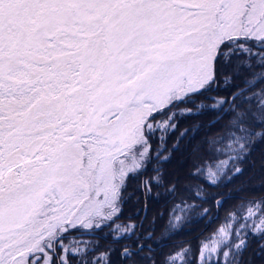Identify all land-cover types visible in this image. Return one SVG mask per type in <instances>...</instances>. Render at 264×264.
<instances>
[{"label": "snow or ice", "instance_id": "6c2138e0", "mask_svg": "<svg viewBox=\"0 0 264 264\" xmlns=\"http://www.w3.org/2000/svg\"><path fill=\"white\" fill-rule=\"evenodd\" d=\"M253 60L264 66V0H0V264L82 257L66 234L117 211L146 166L153 114ZM257 210L250 231L264 239V202H249L244 220ZM235 219L202 244L206 264L213 253L236 264L246 249ZM143 248L122 256L136 264Z\"/></svg>", "mask_w": 264, "mask_h": 264}, {"label": "trees", "instance_id": "16d2710c", "mask_svg": "<svg viewBox=\"0 0 264 264\" xmlns=\"http://www.w3.org/2000/svg\"><path fill=\"white\" fill-rule=\"evenodd\" d=\"M252 64L251 69L238 72L225 69L214 83L190 94L189 102L153 114L151 121L173 118L174 128L162 139L147 135L152 157L126 180L120 192L123 199L104 224L89 232L81 229L66 234L64 241L89 243L82 257L70 258L71 264H82V260L87 264H132L122 252L125 248L137 252L138 245L144 248L135 258L136 264H168L172 254L185 247L190 248L186 264H197L203 239L231 214L241 218L249 202H264V135H257L264 133V122L259 119L264 79L254 87L245 82L254 73H264V66L255 60ZM237 112L247 114L242 123H234ZM232 134L241 138L245 150L237 153L240 157L233 162L234 172L211 184L200 169L226 156ZM153 155H157L155 159ZM180 207L188 210L175 227L172 217ZM117 223H135L136 229L131 237L117 239L112 235ZM262 244L264 239L248 230L247 247L236 264H264Z\"/></svg>", "mask_w": 264, "mask_h": 264}, {"label": "rangeland", "instance_id": "374dc122", "mask_svg": "<svg viewBox=\"0 0 264 264\" xmlns=\"http://www.w3.org/2000/svg\"><path fill=\"white\" fill-rule=\"evenodd\" d=\"M179 111L180 110H175V113H177ZM182 111H186V110H182ZM150 122L153 124V131L150 133V135H154V136L159 135V137L161 139H162V137H164L163 135H165L166 132H169L171 129L174 128V124H173L174 120L171 117H169L167 119L163 118L162 120H159V121H151L150 120ZM237 137L238 136L235 135V134L231 135V138H230V141H229L230 142L229 143V148L230 149H229V151H226V153H225L226 156L225 157H222L221 159H217L215 162L207 164L205 167H202L200 169V171L202 172L203 176L206 177L207 180L211 184H216L217 182L221 181L222 179L229 177V175H231L234 172V166H233L234 164H233V162L235 161V159L237 160L240 157L237 153L238 152L243 153V151L239 150L241 142L240 141L237 142V139H236ZM148 144H149V142H148ZM150 155H151V147H150V144H149L147 158H149ZM155 156H157V155H155ZM155 156H154V159L156 158ZM122 199H123V197H121V195H120V199L117 201V203H119ZM188 207H191V206H188ZM187 210H188L187 207H180L179 208L178 212H176V214H174L173 217H172L173 226L177 227L182 222V220L184 219V215L186 214ZM246 215H247V211L241 218L235 216L236 219L230 225V230L235 232V230L237 228H239V226L241 224H245L246 225L245 230H250V229L256 227V225L259 223V219H260L259 210H257V215L254 218L249 219L247 222L244 220V217ZM104 221H106V220L101 221L98 227H100L102 224H104ZM227 222H228V220L225 223H223L222 225H219L216 228L215 231L210 233L208 235V237H206L205 239H203L201 241V243L199 245V248H198L199 255H198L197 264H206V262L201 259V247H202V244L208 242L214 236L218 237L217 230L219 228H221L222 226L226 225ZM98 227H96V229ZM135 229H136V224L135 223H129V224L117 223L113 227L112 235L115 238H117V237H119V238L131 237V235L134 233ZM90 230H93V229H90ZM90 230H87V232H89ZM243 234H244L243 231H241V235H243ZM64 243L66 245H69V247H77V248L83 249L84 252L86 251V249H87V247L89 245V243L86 240H70V241H64ZM209 246L211 247V245H209ZM182 250L186 252V255L183 257L184 264H186V259H187V255L189 256L190 248L185 247L183 249H179L178 251L174 252L172 254V256L175 253L180 252ZM225 250H227V249H225ZM74 256H77V255H74ZM229 259H231V254L229 256ZM217 261H220V263H224L225 264L224 258L222 256H218L217 253H213L212 257H211V261L208 262V263H213L214 264V262H217ZM169 262H170V259L168 261V264H169Z\"/></svg>", "mask_w": 264, "mask_h": 264}]
</instances>
